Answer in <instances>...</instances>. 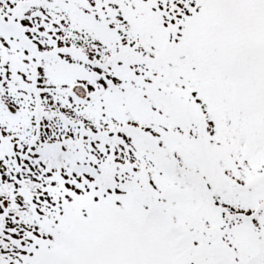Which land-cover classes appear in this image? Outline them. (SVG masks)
<instances>
[{"label": "snow or ice", "instance_id": "obj_1", "mask_svg": "<svg viewBox=\"0 0 264 264\" xmlns=\"http://www.w3.org/2000/svg\"><path fill=\"white\" fill-rule=\"evenodd\" d=\"M0 264H264V0H0Z\"/></svg>", "mask_w": 264, "mask_h": 264}]
</instances>
